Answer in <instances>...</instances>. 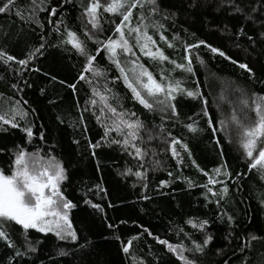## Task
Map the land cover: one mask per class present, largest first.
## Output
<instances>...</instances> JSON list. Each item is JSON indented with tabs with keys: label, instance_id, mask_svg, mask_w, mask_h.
Masks as SVG:
<instances>
[{
	"label": "trees",
	"instance_id": "1",
	"mask_svg": "<svg viewBox=\"0 0 264 264\" xmlns=\"http://www.w3.org/2000/svg\"><path fill=\"white\" fill-rule=\"evenodd\" d=\"M17 2L27 15L29 0ZM57 2L58 0H52V5ZM87 2L88 0H84L85 4ZM191 3L192 0H157L159 11L156 13H150L151 6L145 4L143 12L146 22L163 24L166 29L164 35L174 44L173 48H168L158 35H154L158 46L166 55L178 62H184V45L204 40L223 50L238 63L233 64L230 60L211 53L203 45L190 49L195 75L182 74L177 70L173 76L179 78L184 75L187 79L185 86L188 88H195L198 84L207 105L201 99L178 96L174 102L178 118L162 120L161 114L149 112L135 102L122 81H117L114 87L109 84L119 94L124 108L135 111L147 129L157 137L147 141V134L142 133L147 143L141 146L149 149L143 160L129 155L114 144L101 142L95 149L89 147V141L92 144L101 141L105 129L92 115V112L100 114L98 106L88 105L90 111H83L85 101L92 98V85L79 80L81 73L89 79L92 78L91 73L84 72L85 57L71 45L51 46L58 44V38L54 32L49 34L51 25L46 22L45 28L41 30L38 25L21 20L15 11L0 14V46L5 47L17 59L24 58L31 47L39 46L42 32L49 39V46L43 56L29 63L30 69L39 68L40 71L23 73V79L31 85L25 87L23 93L17 94L11 88L17 82V73L14 71L17 65L10 62L9 69L0 64V94L17 99L22 95L28 101L25 107L35 110L30 117L35 124L31 143H27L26 134L19 128L5 126L8 131H0V166L7 173L17 145L26 148L28 152L37 147L42 148L44 153L51 150L67 169L68 178L61 185L63 194L76 205L69 212V219L77 239L59 240L52 233L45 234L30 229L29 239L34 244L40 242L38 251L20 259L19 264H181L175 254L169 252L166 246L157 243L153 237L159 236L174 245L182 243L186 248H194L193 241L203 244L204 234L186 223L190 218L194 222L209 219L210 224L205 231L213 236L212 241L204 247L203 253L185 252L197 264H225V261L227 264H264V178L255 169L249 171L250 161L246 159L237 138L235 139L240 129L229 123L232 111L229 101L235 103L240 96L235 91L237 87L250 93L264 94V39L261 38L264 26L260 24V19L264 17L257 15L256 23L253 24L236 13L228 0H196L195 7H190ZM65 7L69 12V25L80 34L81 25L76 18L81 10ZM139 11V8L133 9V24L137 22ZM47 15V12L39 13L42 21ZM103 18L120 22L119 15L115 14L103 13ZM102 24L105 29L102 38L111 35L115 25L103 21ZM241 27L247 35L238 37ZM152 31L149 29L150 34ZM174 34L179 37L176 41L172 40ZM247 36H252L255 43L248 40ZM87 47L95 53L97 45L89 41ZM197 55L204 61L203 66L196 60ZM143 62L148 64L146 59ZM239 63H246L254 75L250 78L248 71L239 68ZM94 64L107 69L108 80L118 75L103 51ZM165 66L171 67L167 62ZM20 83L23 86V80ZM93 83L104 94L103 79L97 78ZM70 84H76L75 92L68 87ZM41 89H44L43 94ZM94 98L99 101L98 96ZM110 102L115 106L114 102ZM205 107L207 116L201 111ZM236 108L238 110V103ZM81 114L87 132H84V125L78 123ZM209 118L212 120L211 128L207 123ZM221 119H225L227 130H221ZM193 121L196 122L194 126L202 131L194 133L184 126ZM161 124L165 129L162 134L154 127ZM213 128L216 129L215 134ZM41 130L45 134L43 141L39 139ZM168 133L188 145L192 158L205 171L211 173L213 168L226 162L232 177L226 181L229 193L221 202L220 208L215 203L205 201L203 188L189 189L183 178L176 179L182 175L203 184L207 178L191 166L182 151L181 155L185 156L188 166L177 168L169 144L163 139L167 137L171 140ZM110 135L116 137L115 132ZM177 148L179 150V146ZM154 160L161 162L155 170L152 165ZM129 168L132 169L131 173L126 171ZM146 169L145 179L134 174L138 170L144 172ZM169 171L173 174L171 177L168 176ZM237 173L242 176L237 178ZM218 179L225 178L221 176ZM161 181L170 183L161 186ZM96 185H100L103 190L97 189ZM219 187L214 186V190ZM145 196L148 199H144ZM86 200L91 203H85ZM92 204H99L103 211L93 208ZM221 211L228 212L235 218L232 229H229L226 221L222 223L217 220V213ZM109 224L113 227H108ZM178 228H183V232H178ZM144 229H148L152 236ZM10 233L17 245H21V228L11 227ZM253 236L255 239H251ZM134 237L138 238L133 239ZM129 240H132V244L129 252L125 253L123 248ZM242 243L248 245L244 251L240 250ZM61 250L67 254L60 255ZM21 251H24L23 247ZM11 254L12 250L0 241V264H8Z\"/></svg>",
	"mask_w": 264,
	"mask_h": 264
},
{
	"label": "snow or ice",
	"instance_id": "2",
	"mask_svg": "<svg viewBox=\"0 0 264 264\" xmlns=\"http://www.w3.org/2000/svg\"><path fill=\"white\" fill-rule=\"evenodd\" d=\"M229 5L233 10L244 16L245 20L256 23L257 15L264 17V0H228ZM145 4L150 5V13L159 11L157 0H88L85 4L84 0H58L56 5H52V0H29V7L26 9L27 15L24 14L17 0H0V14L15 11V14L21 19L34 23L39 26L41 30L45 28V22L51 25L50 33H56L58 38L57 45L64 47L71 45L80 55L85 57L84 72L92 74L89 79L83 73L80 74L79 80L86 81L92 85V98L85 101L84 112L90 111L88 105L93 107L98 106L99 115L92 112L98 123L104 127V135L101 141L92 144L89 141V147L95 149L100 146L101 142L106 144H114L119 146L123 151L129 155L139 157L141 160L148 155L149 149L142 147L147 141H151L157 137L152 134V131L147 129L144 121H142L135 111L125 109L120 102V96L114 92L113 87L117 81H122L123 85L131 93V98L141 105L149 112H156L161 114V119L177 117V107L174 101L178 96H187L194 100L201 99L206 106L207 100L202 98V93L197 84L195 88H188L187 79L184 75L177 78L173 73L179 70L182 74L194 76V66L190 49L199 48L203 45L213 54H218L224 59L230 60L233 64L238 63L218 47L208 44L204 40H199L195 44H185L183 56L184 62H178L165 54V51L158 46L157 41L153 38L158 35L160 41H163L168 48H173V42L168 41L164 35L166 29L164 25L158 22L148 23L143 12ZM257 5H259L257 7ZM79 8L80 14L76 18L81 25L80 34L74 31L69 25L68 8ZM190 7L196 6V0H192ZM50 7V11H49ZM139 8L137 13V22L132 23L133 9ZM47 12L45 20H41L39 13ZM59 13V15H57ZM103 13H110L119 15L120 22L104 20ZM174 17V13L172 14ZM56 17V19H53ZM168 16H165L167 19ZM103 23H113L114 29L112 34L102 38L105 29ZM260 24L264 26V19H260ZM152 29V34L149 33ZM194 35V34H193ZM247 35L241 27L237 36ZM115 37V38H114ZM261 38L264 39V32H261ZM178 35L174 34L172 40H178ZM250 41L252 36H247ZM91 41L97 45L95 53L88 49L87 44ZM49 46L48 36L40 35L39 46H33L28 50L24 58L17 59L16 56L9 54L5 47L0 46V64L11 69V63L17 65L14 71L17 73V82L11 85V88L17 93H23L25 87H31L27 80L23 79L25 71L39 72V68H29V63L43 56L46 47ZM107 54V58L111 63V67L115 69L118 75L113 76L108 80L107 69L101 67L94 62L100 52ZM148 61L146 65L143 61ZM196 60L203 66L204 61L199 55ZM11 62V63H10ZM165 62L171 67H166ZM239 68L248 71L250 78L254 75L252 70L246 63H239ZM153 68L154 70H150ZM157 76L159 79H157ZM97 78L104 81L103 93L100 88L93 83ZM55 80V77H52ZM23 80V86L20 81ZM63 84L64 82L61 81ZM109 84L113 87H109ZM74 92L76 91V84L68 85ZM236 92L240 93L237 101L233 103L229 101L232 106V111L229 118V123L235 125L240 129L239 143L244 150L245 157L250 161L248 164L249 171L257 170L262 178H264V94L249 92L246 89L237 87ZM44 89H41L43 94ZM99 97V101L94 97ZM115 103V106L113 103ZM51 103V101H50ZM239 108L237 110L236 104ZM28 101L22 95L17 99L15 97H5L0 94V131H8L9 126L12 129L19 128L21 132L26 134L27 143H31L33 139V128L35 124L30 117L34 115L35 110L26 108ZM79 106V105H78ZM119 109V110H118ZM205 116L208 115L206 107L201 110ZM110 114V115H108ZM103 118V119H102ZM59 119V118H58ZM191 120V117H189ZM107 121V123L105 122ZM78 123L84 125V132H87L86 124L84 123L83 114L79 116ZM209 127H212L211 118L207 121ZM221 130L225 128L226 121L221 119L219 121ZM195 121L185 124L184 126L191 132H199ZM159 130V133H164L163 124L154 126ZM115 132L116 137H111V133ZM216 129L213 128L215 134ZM147 134V141L144 135ZM169 141L164 137V142L169 144L172 158L176 161L177 168L188 166L185 163V156L181 155V151L187 156V161L192 167H195L207 179L203 184H198L193 180L177 176L176 179L183 178L187 182L189 189L193 187H201L204 189V199L208 203H215L217 208H220L221 202L228 196L229 187L227 180L231 179L232 173L228 169L226 162H222L218 167L209 171L200 168L197 162L192 158V153L186 143L176 137L171 136ZM39 139L43 141L45 134L41 130L39 132ZM79 143V141H74ZM219 143V141H217ZM179 146V150L177 148ZM130 149L132 151H130ZM43 153V154H42ZM95 155V152L92 153ZM155 155V153H153ZM13 159L8 166L7 173L5 168L0 166V241H3L5 246L12 250L11 256L8 258V264H19V260L26 255L36 253L38 251L39 241L35 244L29 239L28 230L34 229L40 233H52L59 240L77 239L76 231L72 227V222L69 219V212L76 207V205L63 194L61 188L62 183L67 180V169L64 167L63 161L48 151L43 152L40 147L35 148L34 151L28 152L26 148L17 145L16 150L12 153ZM159 160L152 161L153 170L159 167ZM143 167V164H140ZM223 170V171H222ZM127 173H131L132 169H127ZM137 177L146 178L147 169L144 172L136 171L134 173ZM172 172H168L171 177ZM237 178L242 176L237 173ZM223 176L225 179H218ZM169 181H161V186H167ZM219 185L218 190H214V186ZM147 187V185H144ZM97 189L101 191L100 185H96ZM91 191V189H89ZM211 194V196H209ZM144 199H148L147 196ZM91 203V201H85ZM93 208L103 211L99 204H92ZM217 220L227 223L229 229H232L235 218L228 212H218ZM186 223L190 224L194 229L201 231L204 234L203 244L193 241L194 248H186L182 243L172 244L166 239H161L159 236H154L153 239L157 243L166 246L169 252L176 255L181 261V264H197V261L185 255V252L203 253L204 247L207 246L213 239V236L205 231L209 226V219H199L194 222L193 219H188ZM19 226L21 228L22 244L17 245L12 238L10 228ZM108 227H113L109 224ZM149 236L152 233L148 229H144ZM178 232H183V228H178ZM231 234V233H230ZM185 235H188L185 233ZM134 237L133 239H137ZM255 239V237H251ZM132 240H129L124 246L123 251L129 252ZM247 243L240 245V250L244 251ZM23 247L24 251H21ZM60 255H66L63 250ZM227 264V261H225ZM246 264V262H242Z\"/></svg>",
	"mask_w": 264,
	"mask_h": 264
},
{
	"label": "rangeland",
	"instance_id": "3",
	"mask_svg": "<svg viewBox=\"0 0 264 264\" xmlns=\"http://www.w3.org/2000/svg\"><path fill=\"white\" fill-rule=\"evenodd\" d=\"M174 102H175V101H174ZM236 138H237V140L239 141V135H238L237 137L235 136V139H236ZM240 146H241V145H240ZM241 148H242V147H241ZM243 151H244V150H243Z\"/></svg>",
	"mask_w": 264,
	"mask_h": 264
}]
</instances>
